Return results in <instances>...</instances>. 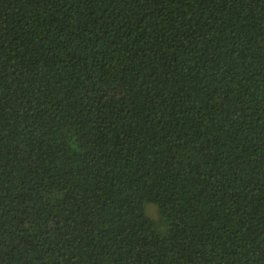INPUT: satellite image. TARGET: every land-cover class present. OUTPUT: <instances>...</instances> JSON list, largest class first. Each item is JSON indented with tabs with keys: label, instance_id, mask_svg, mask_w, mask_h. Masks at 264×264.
<instances>
[{
	"label": "trees",
	"instance_id": "obj_1",
	"mask_svg": "<svg viewBox=\"0 0 264 264\" xmlns=\"http://www.w3.org/2000/svg\"><path fill=\"white\" fill-rule=\"evenodd\" d=\"M0 264H264V0H0Z\"/></svg>",
	"mask_w": 264,
	"mask_h": 264
},
{
	"label": "rangeland",
	"instance_id": "obj_2",
	"mask_svg": "<svg viewBox=\"0 0 264 264\" xmlns=\"http://www.w3.org/2000/svg\"><path fill=\"white\" fill-rule=\"evenodd\" d=\"M148 213L150 216L155 217L156 216V208L154 206H148Z\"/></svg>",
	"mask_w": 264,
	"mask_h": 264
}]
</instances>
